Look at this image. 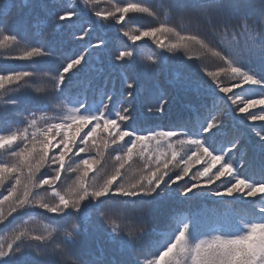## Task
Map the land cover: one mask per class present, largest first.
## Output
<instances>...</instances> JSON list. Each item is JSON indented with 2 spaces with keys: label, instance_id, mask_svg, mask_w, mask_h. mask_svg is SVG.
Returning a JSON list of instances; mask_svg holds the SVG:
<instances>
[{
  "label": "snow or ice",
  "instance_id": "1",
  "mask_svg": "<svg viewBox=\"0 0 264 264\" xmlns=\"http://www.w3.org/2000/svg\"><path fill=\"white\" fill-rule=\"evenodd\" d=\"M160 7L163 21L144 0H14L16 15L9 20L11 10L0 14V50L25 44L8 58L33 64V71L0 70V119L18 117L17 126L0 128V230L8 233L0 237V264H264V0H163ZM131 14L157 24L141 26ZM201 25L232 39L214 45ZM42 26L51 29L47 37ZM113 31L117 42L106 38ZM148 41L154 45L150 64L142 60ZM104 50L114 65L141 67L151 79L157 75L153 65L159 69L166 59L211 55L217 63L174 83L192 98L188 119L146 127L136 113L145 102L138 81L122 75L119 85L106 78L93 87L91 72L102 69L92 60ZM43 58L62 61L55 75L35 67ZM38 77H47L50 91L25 87ZM149 96L155 103L145 104L146 111L163 115L169 100ZM30 99L41 102L29 107ZM134 157L142 166L129 177ZM196 164L203 167L193 173ZM189 194L232 209L227 215L202 209L183 219L170 216L160 230L146 220L157 206ZM110 203L147 206L143 223H107ZM33 212L58 228L36 233L16 223ZM94 222L131 258L105 262L78 255V238ZM60 232L63 239L56 242Z\"/></svg>",
  "mask_w": 264,
  "mask_h": 264
},
{
  "label": "trees",
  "instance_id": "2",
  "mask_svg": "<svg viewBox=\"0 0 264 264\" xmlns=\"http://www.w3.org/2000/svg\"><path fill=\"white\" fill-rule=\"evenodd\" d=\"M144 2L158 12L161 21L165 19V16L161 11V7H160L161 4L163 3V0H144ZM242 2L250 3V4H258L259 0H242ZM13 3L14 0H0V14H6L10 10L12 12V15L8 17L9 20H11L18 11V8L16 9L12 8ZM15 3L18 5L20 3V0H15ZM131 15H134L136 17L139 25L144 27H151L150 23L148 22L147 15L145 14H131ZM171 22L173 24L179 25V19L176 17H173ZM239 22H240L239 17L233 16L232 23L238 24ZM42 27L44 34L47 37L48 34L51 32V29L47 28L46 26H42ZM201 34L206 35L207 39L212 41L214 45L221 39L225 41V38L228 37V36H223V37L213 36L211 33L208 32L207 28L204 25H201ZM117 36H118L117 33L116 34L108 33L106 38L112 40L113 42H117ZM67 42L71 43V46L73 47L76 46L74 43H72V38L70 36L68 37ZM240 42L241 44L244 43L243 37H240ZM26 46L27 45L25 44H21L7 52L0 50V70L7 69V70L33 71V64L31 61L13 60L8 58L11 56L19 55ZM150 51H151L150 48L147 47L146 50H144V56L147 57L150 54ZM177 55L180 56L183 54H177ZM193 55H196V53H193ZM53 60L54 62L51 65L53 68H50L51 69L50 75H55V70L59 68L60 64L62 63L61 60L58 59H53ZM143 62L145 63V60H143ZM173 62L174 59H171L169 61V65L172 66ZM175 62L179 66V71H182L185 74V76L186 75L197 76L198 67L207 65L211 68L212 65L217 63V61L211 55L201 56L200 59L198 60L187 61V62L184 59L175 58ZM92 63L96 68L102 69V71L99 72L97 71L91 72V78L94 88L98 86L106 78L110 80L113 84L119 85L120 77L122 75H127L133 82L138 81L142 85V91L144 93L145 102L144 104H138L136 108L143 110L141 112L142 114L140 115L138 112L136 113L138 117H144L143 118L144 120L143 121L140 120V121L143 122L146 127L166 128L181 123L186 119H188L190 115L189 112L190 99L189 96H186L187 94L182 92L185 101L181 100V96H179V100L181 101V103H177V102L175 103V99L178 98L179 89L173 86L175 82L172 80V78L174 77H170V78L168 77L166 80H164L163 77L158 78L156 76L155 79H151L144 72L143 68L138 66L132 67L134 76L133 75L131 76L128 74L125 67H120L119 64L116 65L113 64L111 55L109 54L108 50H104L102 52L97 53L93 57ZM35 67L40 68L41 66L38 63L35 65ZM87 71L88 70L86 69L85 72ZM172 71L175 72L177 71V69H172ZM85 72L79 73L78 77H84ZM78 77H73L72 81L70 82L71 85L70 91H72L74 94L78 91V89L75 88V84L78 80ZM166 83L172 86L169 88V86H167ZM25 87H27V85H25ZM172 89H174L176 97L174 96V94L168 96ZM21 91H23V89ZM150 92L153 95H164L165 98L169 100V103L165 106L166 111L163 115L156 112L148 113L146 111L145 104L155 103V100L151 96H149ZM169 104L170 106L172 105V109L170 108L168 109ZM11 115L12 114H9L6 118L10 117ZM2 120L4 119H0V123L2 122ZM9 124L12 127H14L16 125V121H10L8 122V125ZM229 135H231L230 131H229ZM252 154L253 152H249L250 158ZM134 159L135 157L133 158V161H135ZM103 163L104 162H102V164ZM202 167L203 164H196L193 166L192 172L193 170L195 172L199 169H202ZM107 170L109 171L111 170L110 165H107ZM187 179L188 177H185V180ZM180 183H183V181H181ZM213 187H215V185H213ZM4 194H6V192ZM189 195L190 198L184 201L170 200L161 204L162 205L161 208L155 210L151 216L146 217V220L150 222L152 225H154L158 230H160L162 229L163 225L169 220L170 216L173 218V220L183 219V218H187L190 214L199 213L202 209H210L213 211V213L219 212L223 215H227L229 211L232 209V205H228L227 208H223L219 204H217L216 201L208 197H204V198L191 197V194ZM224 199L232 200L234 198H224ZM126 212L128 213L127 218H125ZM108 214L110 220L107 223L111 225L118 224L122 228H132V227L140 226L143 223L141 218L145 217V213H137L133 209H125L123 205L118 203H110V205L108 206ZM50 215L51 214H48V216ZM16 223L19 224L20 226L23 224H31L36 227V230H34L36 233H47L52 229L58 228V225L54 223L52 220L46 218L43 215H39L36 212L29 213V215H26L22 218H18ZM73 223H78V221L73 220ZM208 223L209 220L207 217H205V224ZM207 230L216 231L221 229L215 227H209ZM223 230H227V229H223ZM7 234L8 233L6 231L0 230V237H6ZM62 239H63V232H60L56 242H59ZM78 239H79V244L77 246L76 251L78 255L82 256L85 259L87 258L89 260H94L96 257H101L105 262H107L112 259L121 261V260H128L131 258L118 245L109 242L107 235L100 228L99 222H94L90 224L88 232L85 235L79 237ZM73 258L75 259L76 257Z\"/></svg>",
  "mask_w": 264,
  "mask_h": 264
},
{
  "label": "rangeland",
  "instance_id": "3",
  "mask_svg": "<svg viewBox=\"0 0 264 264\" xmlns=\"http://www.w3.org/2000/svg\"><path fill=\"white\" fill-rule=\"evenodd\" d=\"M147 19H148V22L150 23V26H155L156 24H157V21L153 18V17H150V16H147ZM111 34H116V32L115 31H113V32H110ZM231 39H232V37L231 36H228L227 38H225V41L226 42H229V41H231ZM140 43H144V42H140ZM150 48V50L152 49V48H154V45H152L151 44V42H147V45H146V47H145V49L144 50H146V48ZM10 50H12V49H10ZM112 51H115V48H113L112 49ZM168 56H171V54L169 53V54H167ZM172 59H174V62H173V64H172V66H170L169 65V61L171 60V59H166L165 61H164V63L159 67V69H157V66L156 65H153V70L154 71H157V77L158 78H160V77H163L164 78V80H166L168 77L170 78V77H174V78H172V80L174 81V82H176V81H178V80H181V79H183L184 77H185V74L182 72V71H179V66H178V64L175 62V58H172ZM143 60H145V63H151L150 61H148L147 60V57L146 56H143ZM53 62H54V60L53 59H51V58H43V59H41L40 60V62H39V65L41 66V67H49V68H53L51 65L53 64ZM133 67V66H132ZM132 67H129V66H125V68H126V70H127V72H128V74L129 75H133L134 76V72H133V69H132ZM172 69H177V71H175V72H173L172 71ZM31 81H32V83H31ZM167 84V83H166ZM46 86V90H48V91H50V85H48L47 84V78H45V77H43L42 79L40 78V77H38V78H36L35 79V81L32 79V78H29V81H28V84H27V87L26 88H28V89H30L32 92H35V89L37 88V87H45ZM167 86H169V88L172 86V85H170V84H167ZM178 89H179V93H178V98H176L175 99V103L177 102V103H181V101L179 100V96H181V100H183V101H185V98H184V95H182V90L179 88V87H177ZM171 94H174V96H175V92H174V89H172L171 91H170V93H169V95L168 96H170ZM43 95H44V93H36V97H38V98H41V97H43ZM186 96H188V95H186ZM176 97V96H175ZM189 99L191 100L192 98L189 96ZM41 102V100L40 99H30V103H29V107H36L39 103ZM172 109V105L170 106V104L168 105V109ZM143 110H140L139 108L138 109H136V112H138L140 115L142 114L141 112H142ZM25 115H26V113H25ZM146 117V116H145ZM8 118H10V119H8ZM8 118H5L4 120H2V122L0 123V128H3V127H6L7 125H8V122H10V121H16L17 119H18V117H16V116H14V115H11L10 117H8ZM144 117H139V120H144L143 119ZM16 126V125H15ZM14 126V127H15ZM87 129H85V131H86ZM255 156V154L253 153L252 154V156H251V158L252 157H254ZM106 162H107V165H110L111 167H112V162H111V160H109L108 159V156L106 155ZM135 161H132V162H130V164H131V167L128 169V175H129V177H132V176H134L135 174H137V172H138V170H139V168L142 166V161H140L138 158H136L135 157V159H134ZM105 163V162H104ZM176 171H179V169H176ZM193 172H194V170H193ZM217 199H219V200H225L224 198H217ZM161 206L162 205H159V206H157L156 207V209L155 210H158V209H160L161 208ZM147 206H144V208H146ZM144 208H141V207H137L136 209H135V211L137 212V213H145V211H144ZM52 215V214H51ZM50 215V216H51ZM22 227H27L28 229H30V230H36V227L35 226H33V225H31V224H23V225H21ZM87 259V258H86Z\"/></svg>",
  "mask_w": 264,
  "mask_h": 264
}]
</instances>
